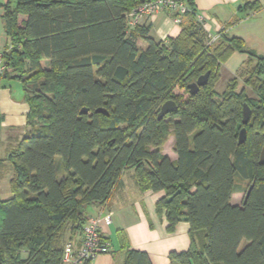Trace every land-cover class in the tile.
I'll use <instances>...</instances> for the list:
<instances>
[{"label": "trees", "instance_id": "obj_1", "mask_svg": "<svg viewBox=\"0 0 264 264\" xmlns=\"http://www.w3.org/2000/svg\"><path fill=\"white\" fill-rule=\"evenodd\" d=\"M146 1L5 5L0 78L22 82L31 129L7 158L12 197L0 200V264H64L66 232L83 233L87 208L108 203L127 170L143 191L165 192L157 211H166L168 230L190 224V247L171 252L170 264H264V57L239 37L221 33L212 42L195 0H179L187 10L173 12L180 34L157 40L150 26L129 24ZM235 51L248 59L219 93L220 68ZM208 71V83L192 94L189 84ZM167 101L177 108L160 119ZM2 118L0 111V132ZM171 136L175 160L163 153ZM252 184L246 202L232 203ZM123 264L152 261L127 249Z\"/></svg>", "mask_w": 264, "mask_h": 264}, {"label": "crops", "instance_id": "obj_2", "mask_svg": "<svg viewBox=\"0 0 264 264\" xmlns=\"http://www.w3.org/2000/svg\"><path fill=\"white\" fill-rule=\"evenodd\" d=\"M9 1L0 0V55L9 45L4 27L5 5ZM255 2L261 5L259 9H245L247 3ZM195 7L211 37L218 38L225 33L242 38L248 50L264 57V0H195ZM141 23L150 26L151 36L163 41L177 37L182 29L171 11L146 17ZM142 41L139 40L140 46ZM247 59L246 53L235 51L222 64L219 83L222 71L229 81L237 76ZM0 111L3 116L0 132V200H7L12 197L10 180L13 168L7 159L10 149L31 129L28 125L30 106L20 80L0 78ZM163 153L172 160L177 159L176 153L170 156L165 147ZM236 194L238 192L234 193L232 203ZM164 195V191H143L136 183L133 171L124 172L121 185L108 203L87 208L92 218L100 219L104 238L110 245L109 252L98 255L90 264H123L127 249L147 252L152 264H170L171 252L186 251L191 243L190 224L180 221L173 231L168 230L166 211H157V203ZM108 215L111 216L109 223L105 220ZM120 232L125 236L126 246L122 245ZM70 236L75 246L80 247L83 233Z\"/></svg>", "mask_w": 264, "mask_h": 264}, {"label": "built area", "instance_id": "obj_3", "mask_svg": "<svg viewBox=\"0 0 264 264\" xmlns=\"http://www.w3.org/2000/svg\"><path fill=\"white\" fill-rule=\"evenodd\" d=\"M186 10L187 6L185 3L179 0H150L140 4L129 13V24L132 26L136 25L144 18L164 11L177 12L181 15ZM176 21L181 22V16L176 17ZM216 39V37H212L211 41L213 42ZM4 70L3 58L0 55V73H3ZM105 220L109 223L111 216H106ZM109 250L110 245L104 238L100 227V219L91 218L84 225L81 246L77 248L73 241L65 244L63 263L86 264L94 260L98 255L109 252Z\"/></svg>", "mask_w": 264, "mask_h": 264}, {"label": "water", "instance_id": "obj_4", "mask_svg": "<svg viewBox=\"0 0 264 264\" xmlns=\"http://www.w3.org/2000/svg\"><path fill=\"white\" fill-rule=\"evenodd\" d=\"M209 76H210V71L206 72L205 74L201 75L197 81L192 82L189 84V88L192 94H196L200 88L202 86H205L208 83L209 80ZM175 108H177V104L174 101H167L165 102L162 107H161V111L159 113V118L162 119L163 117H165L167 114H169L172 110H174ZM83 113L88 112L87 108H84L82 110ZM96 112H102L105 114H109L108 111L105 108H98L96 110ZM250 117H251V109L250 107L245 104L244 105V111H243V123L244 124H248L250 121ZM247 140V129L244 127L239 134V144H243L245 141ZM260 163L264 164V149L262 151L261 154V158H260ZM254 184H252L247 193L245 194V198H244V202L247 201L252 189H253Z\"/></svg>", "mask_w": 264, "mask_h": 264}, {"label": "rangeland", "instance_id": "obj_5", "mask_svg": "<svg viewBox=\"0 0 264 264\" xmlns=\"http://www.w3.org/2000/svg\"><path fill=\"white\" fill-rule=\"evenodd\" d=\"M216 41V40H215ZM141 46H142V48L143 47H145L146 46V43H145V41L143 42L142 41V43H141ZM222 79H221V81H220V83H219V80H218V82L216 83V90L219 92V93H222L225 89H226V87H227V85H228V79H227V76L225 75V73L222 71ZM243 88V82H242V80H240V83H239V86H238V90H241ZM248 93H249V95L250 96H252V97H255L256 96V94H254V92H252L251 91V89L250 88H248ZM174 144V139H173V137L171 136L170 138H169V140L165 143V145H164V147H165V151L170 155V156H175L174 155V148H173V145ZM248 182H245L244 183V189H246V187L248 186ZM244 196H245V191H242V192H238V194H236L235 195V197H234V203H238L239 205H241L242 204V201H243V198H244ZM71 235V233H70V231H67L66 232V234H65V236H64V238H63V242L66 244L67 242H69V241H72V237L70 236Z\"/></svg>", "mask_w": 264, "mask_h": 264}]
</instances>
